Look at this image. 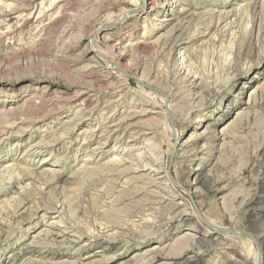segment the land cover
Instances as JSON below:
<instances>
[{
  "label": "rangeland",
  "instance_id": "rangeland-1",
  "mask_svg": "<svg viewBox=\"0 0 264 264\" xmlns=\"http://www.w3.org/2000/svg\"><path fill=\"white\" fill-rule=\"evenodd\" d=\"M141 1L0 0V264H255L264 0Z\"/></svg>",
  "mask_w": 264,
  "mask_h": 264
},
{
  "label": "bare ground",
  "instance_id": "bare-ground-1",
  "mask_svg": "<svg viewBox=\"0 0 264 264\" xmlns=\"http://www.w3.org/2000/svg\"><path fill=\"white\" fill-rule=\"evenodd\" d=\"M166 1H168V0H142L141 1V8H143L144 10H146V11H149V12H151V11H155V10H158V8H159V6L158 5H160V4H165L166 3ZM58 2V1H57ZM150 5V6H149ZM140 7H138V8H136V9H140ZM228 13V12H227ZM133 16H136V15H133ZM122 17H124V15L122 16ZM111 21V20H110ZM110 21H108V22H110ZM224 21H226V19L225 20H222V22H224ZM228 21V20H227ZM111 23H113V22H111ZM110 23V24H111ZM222 25V24H221ZM226 25V24H225ZM240 33V32H239ZM219 34V33H218ZM250 35V34H249ZM222 36V35H221ZM243 36H244V34H243ZM98 37V35H96L94 38H93V36H91V41H90V46L91 45H95L94 43H95V41L97 40L96 38ZM171 37V38H170ZM172 37H173V35H171L170 36V34L167 36V39H166V41H165V44H164V46H166L165 48L166 49H168V51L170 52V51H172V44H173V42H172ZM231 46V45H230ZM164 48V47H163ZM118 50V49H117ZM169 52H167V53H169ZM93 53H95L97 56H99L100 58H102L104 61H106L107 63H108V65H111V66H113V65H115V63H117L118 64V66L120 67L121 65H120V62L119 61H116V60H114L109 54H107V53H105V52H103V51H100V50H97L96 49V46H95V49H94V51H93ZM166 53V52H165ZM122 55V54H121ZM170 55V54H169ZM165 56V55H164ZM168 56V55H167ZM115 57V56H114ZM98 58V57H97ZM164 58V57H163ZM166 58V57H165ZM219 58H221V57H219ZM118 59H120V58H118ZM168 59H170V58H168ZM167 59V60H168ZM233 62V61H232ZM122 67V66H121ZM193 67V66H192ZM189 68V67H188ZM187 68V69H188ZM175 69H176V67H175ZM124 73H125V75H126V70L124 69H121ZM177 70H178V68H177ZM189 70H191V68L189 69ZM193 72V71H192ZM191 73V72H190ZM189 73V74H190ZM188 75V74H187ZM141 80L144 82V85L146 86V87H148V88H150L151 90H159L161 93H163V96L165 97L164 99H165V101H164V104H163V114H165V116H166V119H167V121L169 122V125H170V129H171V131H172V133H173V135H177L178 133H179V129H177V126H175V130H173V128H172V126H171V124H174V125H177L176 123H174V122H176L175 120H176V116H175V110H174V107H173V104L171 103V101L169 100V98H170V94L165 90H161V89H159V88H156L155 86H153L152 84H151V82H148L146 79H144V78H142L141 77ZM195 85H197V84H195ZM236 124V123H235ZM238 124V123H237ZM240 124V123H239ZM241 128V127H240ZM231 129V128H230ZM180 139L181 138V136H180V133H179V135L178 136H176V139ZM171 159V158H170ZM171 160H169L168 159V163L170 162ZM173 162V161H172ZM167 166H168V164H167ZM167 168V167H166ZM167 171V170H166ZM171 177H172V179L174 180V178H173V174L171 173ZM166 181H171V179H170V177L167 175V177H166ZM176 182V181H175ZM173 183V182H172ZM177 183V182H176ZM171 184V183H170ZM178 184V183H177ZM174 185V184H173ZM179 186H175L176 187V189H178V190H176V191H178V193H180V194H184V192L185 191H188L187 190V188L185 187V186H183V185H181V184H178ZM172 188H174V187H172ZM191 195V194H190ZM191 199H192V195H191ZM198 218L200 219V221L203 223V225L206 227V230H209L210 232H214L215 231V233L216 232H218V233H221V234H224V235H230V233H226V232H222L221 231V229H223V228H225V227H220V226H215V224H212L211 222H208V218H206L205 216H204V214L201 212V211H199L198 210ZM210 220V219H209ZM219 227V228H218ZM229 228V227H228ZM237 231H238V229H236ZM238 235V234H237ZM255 239V241H256V244H257V254H256V257H255V264H257L258 263V261H259V256L261 257V259L262 260H260V262H261V264L262 263H264V240H261V239H259V238H257V237H255L254 238ZM195 240V239H194ZM176 245H177V249H179L178 251H177V253H176V255L174 256L175 258H178V257H182V258H184L185 257V255L187 254L186 253V251L188 250V249H190V248H194V247H198V249H199V247L201 246V241L200 240H197L196 239V241H193V238H183L181 241H178L177 243H176ZM201 249V248H200ZM186 253V254H185ZM182 258H179L180 260L182 259ZM186 260H187V258H185ZM178 260V259H177ZM189 260V259H188ZM188 260H187V262H188ZM186 262V261H185Z\"/></svg>",
  "mask_w": 264,
  "mask_h": 264
},
{
  "label": "water",
  "instance_id": "water-1",
  "mask_svg": "<svg viewBox=\"0 0 264 264\" xmlns=\"http://www.w3.org/2000/svg\"><path fill=\"white\" fill-rule=\"evenodd\" d=\"M141 12V8L140 9H133V10H130L129 12H127L125 15H124V17L121 19V21L120 22H122V21H126L127 19H129L130 17H132L133 15H136V14H139ZM120 22H116V23H114V24H111L110 25V27H114V26H116V25H118ZM96 35H99L98 33H96V34H94V36H93V38L96 36ZM178 142H179V139L177 138L176 139V141H175V147L173 148V151H172V156H171V161L169 162V164H168V166H167V175L170 177V179H171V182H173L172 184H174L175 186H179L176 182H175V180H173L172 179V177H171V162H172V159H173V156H174V154H175V151H176V145L178 144ZM198 212V211H197ZM199 213V212H198ZM219 228V227H218ZM221 231L222 232H228V233H230V234H239V235H243V236H247V237H250L251 239H253L254 240V237L252 236V235H250V234H248L247 232H245V231H242V230H236V229H229V228H223V229H221ZM260 260H262L261 259V257L259 256V261H258V263L257 264H261V262H260Z\"/></svg>",
  "mask_w": 264,
  "mask_h": 264
}]
</instances>
